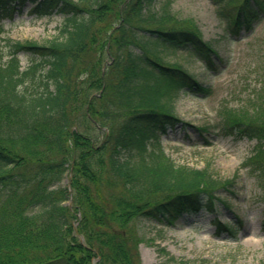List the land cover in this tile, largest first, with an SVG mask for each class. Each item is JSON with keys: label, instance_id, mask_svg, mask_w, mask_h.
<instances>
[{"label": "trees", "instance_id": "obj_1", "mask_svg": "<svg viewBox=\"0 0 264 264\" xmlns=\"http://www.w3.org/2000/svg\"><path fill=\"white\" fill-rule=\"evenodd\" d=\"M213 1L232 34L264 17V0ZM27 2L31 14L65 21L44 42L9 38L0 51V264H140L129 232L139 216L173 224L226 204L218 189L232 179L177 164L161 143L181 121V91L211 90L164 48L184 47L209 68L217 51L172 13V0H0V13ZM260 105L225 108L220 127L257 139L243 166L264 177ZM103 177L118 190L103 191Z\"/></svg>", "mask_w": 264, "mask_h": 264}, {"label": "rangeland", "instance_id": "obj_2", "mask_svg": "<svg viewBox=\"0 0 264 264\" xmlns=\"http://www.w3.org/2000/svg\"><path fill=\"white\" fill-rule=\"evenodd\" d=\"M30 4L13 16L0 13V26L5 29L0 32V51L7 50L9 38L44 42L58 35L64 15L38 17L30 13ZM217 7L213 0L171 2L172 13L196 28L218 56L216 67L209 68L184 47L164 48L167 60L182 65L211 90L207 94L181 91L173 102L181 122L168 127L161 143L177 164L207 167L221 180L232 179L226 188L218 189L226 204L218 202L216 211L185 214L174 224L139 216L130 223L129 232L140 238V264H264V177L242 166L257 140L224 134L220 127L225 108L253 112L254 105L264 101V17L251 29L232 34ZM20 57L23 66L28 65V54ZM111 62L107 56L105 65ZM107 92L112 96V90ZM68 173L62 185L68 183ZM106 178L101 179L103 191L118 190ZM215 219L229 222L235 233L220 232Z\"/></svg>", "mask_w": 264, "mask_h": 264}]
</instances>
